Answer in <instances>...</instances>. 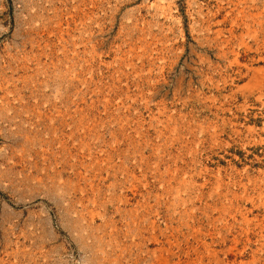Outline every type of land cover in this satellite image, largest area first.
Returning a JSON list of instances; mask_svg holds the SVG:
<instances>
[{"label":"rangeland","instance_id":"1","mask_svg":"<svg viewBox=\"0 0 264 264\" xmlns=\"http://www.w3.org/2000/svg\"><path fill=\"white\" fill-rule=\"evenodd\" d=\"M0 264H264V0H0Z\"/></svg>","mask_w":264,"mask_h":264}]
</instances>
